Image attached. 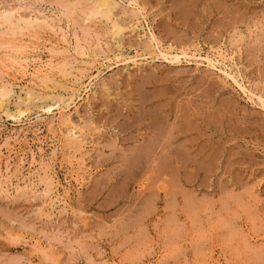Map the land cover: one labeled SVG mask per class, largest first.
I'll use <instances>...</instances> for the list:
<instances>
[{
	"label": "rangeland",
	"instance_id": "374dc122",
	"mask_svg": "<svg viewBox=\"0 0 264 264\" xmlns=\"http://www.w3.org/2000/svg\"><path fill=\"white\" fill-rule=\"evenodd\" d=\"M183 1L140 0L145 11L137 19L129 0H116L114 14L128 29L115 39L105 22L79 16L84 0H0V85L9 91L0 102V264H264V107L222 72L264 97V0ZM4 16L47 24L14 36ZM150 31L161 49L187 56L163 58ZM18 41L41 45L29 53L34 66L53 59L54 68L36 77L13 74L8 63ZM198 56L221 63L209 67ZM185 113L192 133L179 129ZM144 117L169 124L175 163L187 167L174 164L156 177L148 170L170 160L153 162L140 151L149 144ZM42 165L51 175L49 199L47 181L38 180Z\"/></svg>",
	"mask_w": 264,
	"mask_h": 264
},
{
	"label": "bare ground",
	"instance_id": "6f19581e",
	"mask_svg": "<svg viewBox=\"0 0 264 264\" xmlns=\"http://www.w3.org/2000/svg\"><path fill=\"white\" fill-rule=\"evenodd\" d=\"M85 2L84 3H86V7L84 8V9H81L80 10V13H79V16H81L82 17V19H83V21H88V24H89V22H93V21H96V20H100V21H103V22H105L106 23V31H107V34L108 35H110L111 37H113V38H115L116 39V37H118L119 35H120V33L122 34V33H124V31H126L128 28H126V30H123V25H121L120 23H119V17L117 16V15H115L116 14V7H117V2H116V0H84ZM125 1H127V0H125ZM183 1V0H182ZM66 2V1H65ZM183 2H185V1H183ZM79 5V4H78ZM83 5H85V4H83ZM120 5V4H119ZM128 5H130L131 6V8H132V11H133V14H134V16H136V18L138 19V16L140 15H143V13H144V11H145V6H144V3H141L140 2V0H129V4ZM146 5V4H145ZM181 6L183 5V3H181L180 4ZM70 6V5H69ZM68 6V7H69ZM72 6V5H71ZM121 6V5H120ZM129 6V7H130ZM191 6V5H190ZM119 7V6H118ZM128 7H126V9H127ZM182 8V7H181ZM63 9V8H62ZM65 9V8H64ZM67 9V8H66ZM118 9V8H117ZM125 9V10H126ZM196 9V8H195ZM6 10V9H5ZM119 10V9H118ZM120 10H121V8H120ZM130 9H128V11H129ZM188 10V9H187ZM70 11H71V14H72V16H73V14H77V10L76 9H73V10H71L70 9ZM114 11H115V14H114ZM126 12V11H125ZM54 13V12H53ZM66 13H67V11H66ZM119 13V12H118ZM122 13V12H121ZM129 13H130V11H129ZM192 13V12H191ZM195 13H197V12H195ZM34 14V13H33ZM125 14V13H124ZM199 14V13H198ZM2 15V14H1ZM14 15V14H13ZM70 15V14H69ZM127 15H129V14H127ZM31 16V15H30ZM34 16H36V15H34ZM59 16V15H58ZM75 16H73V18H74ZM126 17V16H125ZM129 17H130V15H129ZM54 18V17H53ZM76 18V17H75ZM79 18V17H78ZM123 18V17H122ZM132 18V17H131ZM134 18V17H133ZM132 18V19H133ZM4 19H5V22H9V30L12 32V34L14 35V36H16L18 33L19 34H22V35H24V32L25 31H30V29H34V30H37L38 29V27H40V28H42L43 27V25L44 24H47V22L46 21H40V19H38V18H35L34 17V20H29V19H27V20H25V19H23L22 17L21 18H19L18 20H17V22H15V23H13L12 22V20L10 19V16H4ZM136 19V20H137ZM140 19H143V18H140ZM128 20V19H127ZM144 20V19H143ZM67 21V20H66ZM82 21V22H83ZM123 21H124V19H123ZM76 22H78V21H76ZM129 23L130 22H132L131 20H129L128 21ZM136 22V21H135ZM149 22V21H148ZM53 23V22H52ZM102 23V22H101ZM141 23V22H140ZM88 24H86V25H88ZM133 24V23H132ZM136 24V23H135ZM98 25V24H97ZM128 25V24H127ZM89 26V25H88ZM105 26V25H104ZM136 26V25H135ZM138 26V25H137ZM140 26V25H139ZM146 26V25H145ZM72 27V26H71ZM100 27V26H99ZM103 27V26H102ZM127 27V26H126ZM129 27H133V26H129ZM58 28V27H57ZM101 28V27H100ZM139 28V27H138ZM138 28H137V30H138ZM89 29V28H88ZM125 29V28H124ZM130 29V28H129ZM132 29V28H131ZM134 29H136V28H134ZM140 29V28H139ZM141 29H142V27H141ZM150 29H152V28H150ZM102 30V29H101ZM6 31V30H5ZM86 31V30H85ZM99 31H100V29H99ZM98 31V32H99ZM104 31V30H103ZM123 31V32H122ZM74 32V31H73ZM135 32V31H134ZM141 32V31H140ZM145 32H146V30H145ZM52 33V32H51ZM60 33V32H59ZM74 33H76V32H74ZM89 33V32H88ZM105 33V32H104ZM67 34V33H66ZM77 34V33H76ZM85 34V33H84ZM87 34V33H86ZM91 34V33H90ZM103 34V33H102ZM106 34V33H105ZM147 34V33H146ZM5 35V34H4ZM45 35V34H44ZM58 35V34H57ZM98 35V34H97ZM100 35H101V33H100ZM99 35V36H100ZM123 35V34H122ZM149 35V34H148ZM147 35V36H148ZM66 36V35H65ZM142 36H143V34H142ZM150 37H149V43L150 44H156L155 46H157L156 48H158L159 47V49L157 50L158 52V54H161L162 55V57L163 58H165L166 60H169V61H172V62H179L180 60H181V58L182 57H186L187 55H186V53H184V52H181V53H178L177 51H170V50H166L165 48L164 49H161L160 48V46H159V38H157V36L152 32V31H150V35H149ZM31 37V36H30ZM67 37V36H66ZM83 37V36H82ZM96 37V36H95ZM105 37V36H104ZM107 37V36H106ZM120 37H122V36H120ZM144 37V36H143ZM80 38V37H79ZM84 38V37H83ZM88 38V37H87ZM97 38V37H96ZM112 38V39H113ZM140 38V37H139ZM142 38V37H141ZM67 39V38H66ZM65 39V40H66ZM94 39V38H93ZM106 39V38H105ZM114 39V40H115ZM145 39V38H144ZM53 40V39H52ZM82 40H84V39H82ZM92 40V39H91ZM102 40V39H101ZM110 40H111V38H110ZM146 40H147V38H146ZM160 40H161V38H160ZM22 41V40H21ZM95 41V40H94ZM93 41V42H94ZM116 41V40H115ZM48 42V41H47ZM46 42V43H47ZM68 42V41H67ZM106 42V41H105ZM119 42V41H118ZM122 42V41H121ZM15 43V42H14ZM45 43V44H46ZM101 43V42H100ZM103 43V42H102ZM101 43V44H102ZM110 43V42H109ZM108 43V45H110ZM1 45V44H0ZM68 45V44H67ZM160 45H161V43H160ZM169 45H171V44H169ZM45 46V45H44ZM71 46V45H70ZM99 46V45H98ZM141 46V45H140ZM147 46V45H146ZM146 46H143V47H146ZM148 46H150V45H148ZM173 46V45H172ZM188 46V45H187ZM43 47V46H42ZM112 47H113V45H112ZM142 47V48H143ZM167 47V46H166ZM169 47V46H168ZM177 47V46H176ZM40 48H41V45H37V44H35V45H29V44H22V43H20V41H18L17 43H15L14 45H13V50L15 51V56L13 57V58H11V60H10V62L8 63V67H9V69H10V71L11 72H13V74H19L20 76H22V78H23V76H26V75H31L32 77L33 76H38L40 73L42 74L43 72H44V70H48L49 69V71L51 70V69H53L54 68V66H53V59L51 60H49V62H43V63H41V61H39L40 62V64L39 65H37V67L36 66H34V63H36L37 62V64H38V60H37V58H34L33 57V55H31V54H29V53H31L32 51H38V50H40ZM86 48V47H85ZM89 49H90V47H88ZM95 48V47H94ZM97 48V47H96ZM95 48V49H96ZM103 48V47H102ZM146 48H148V47H146ZM54 49V48H53ZM110 49H112V48H110ZM119 49H120V47H119ZM152 49V48H151ZM171 49V48H170ZM182 49V48H181ZM220 49V48H219ZM52 49H50V51H51ZM77 50V49H76ZM93 50V49H92ZM117 50V49H116ZM148 50V49H147ZM43 51V50H42ZM42 51L40 52V53H42ZM65 51V48H64V50H63V52ZM90 51V50H89ZM112 51H114L113 49H112ZM111 51V52H112ZM56 52V51H55ZM97 52V51H96ZM106 52V51H105ZM115 52V51H114ZM187 52V51H186ZM201 52V51H200ZM199 52V53H200ZM236 52V51H235ZM71 53V52H70ZM121 53V52H120ZM119 53V54H120ZM145 53V52H144ZM33 54V53H32ZM97 54H101V53H97ZM102 54H106V53H102ZM107 54H108V52H107ZM111 54V53H110ZM142 54V53H141ZM193 54V53H192ZM195 54V53H194ZM202 54V53H201ZM234 54V53H233ZM43 55V54H42ZM41 55V56H42ZM58 55V54H57ZM61 55V54H60ZM77 55V54H76ZM88 55V54H87ZM138 55V54H137ZM11 56V55H10ZM59 56V55H58ZM84 56V55H83ZM86 56V55H85ZM93 56V55H92ZM196 56V55H195ZM220 56H222V54H220ZM233 56V55H232ZM32 57V58H31ZM38 57V56H37ZM61 57V56H60ZM81 57V56H80ZM106 57V56H105ZM115 57V56H114ZM121 57H123L122 55H121ZM120 57V58H121ZM137 57V56H136ZM192 57V56H191ZM216 57V56H215ZM54 58V57H53ZM58 58V57H57ZM75 58H76V56H75ZM78 58V57H77ZM95 58V57H94ZM100 58V57H99ZM99 58H97L98 60H99ZM104 58V57H103ZM107 58V57H106ZM190 58V57H189ZM218 58V57H217ZM48 59V58H47ZM67 59V58H66ZM66 59H64V61L66 60ZM71 59H73V58H71ZM93 59V58H92ZM96 59V58H95ZM108 59V58H107ZM113 59V58H112ZM116 59V58H115ZM203 60V62H206V64H207V66H209V67H216V64H217V62H220V61H218V59H213L212 57L210 58L209 56H205V57H202V56H198L197 57V60ZM225 59V58H224ZM233 59H234V57H233ZM68 60V59H67ZM81 60V59H80ZM83 60V59H82ZM89 60V59H88ZM94 60V59H93ZM119 60V59H118ZM126 60H129V59H126ZM125 60V61H126ZM131 60H132V58H131ZM198 60V61H199ZM103 61V60H102ZM106 61H108V60H106ZM124 61V62H125ZM130 61V60H129ZM132 61H134L135 62V59L134 60H132ZM132 61H130V62H132ZM229 61V60H228ZM232 61V60H231ZM2 62V61H1ZM66 62V61H65ZM73 62V61H72ZM77 62V61H76ZM84 62H86V61H83V63ZM97 62V61H96ZM134 62H132V63H134ZM3 63V62H2ZM67 63V62H66ZM70 63V62H69ZM69 63H68V65H69ZM121 63V62H120ZM197 63V62H196ZM221 63V62H220ZM4 64V63H3ZM71 64V63H70ZM74 64V63H73ZM72 64V65H73ZM78 64H80V63H78ZM85 64V63H84ZM102 64V63H101ZM134 64H136V63H134ZM81 65V64H80ZM79 65V66H80ZM106 65V64H105ZM104 65V66H105ZM32 66H34V67H32ZM92 66V65H91ZM108 66V65H107ZM226 66V65H225ZM239 66V65H238ZM227 67V66H226ZM233 67V66H232ZM32 68H33V70H32ZM104 68V67H103ZM5 69V68H4ZM99 71V70H98ZM241 71V70H240ZM70 72H73V71H70ZM223 73H224V75H226L228 78H230V79H232L233 81H234V83L237 85V87H239L241 90H243V92H245V93H247V92H249L252 96H254V97H256L257 98V100H258V102H259V104H261L263 107H264V97L263 96H261V93H260V95H257V94H255V93H253V92H251L249 89H247L246 87H245V85L239 80V78L237 79V77L233 74V73H231V72H229V71H226V70H224V71H222ZM48 73V72H47ZM89 73V72H88ZM96 73V72H95ZM94 73V74H95ZM84 74V73H83ZM85 76V75H84ZM90 76V75H89ZM100 76V75H99ZM81 77V76H80ZM87 77V76H86ZM26 78V77H25ZM51 78V77H50ZM49 78V79H50ZM92 78H93V76H92ZM92 78H89V79H92ZM103 78V77H102ZM102 78H100V79H102ZM243 78V77H242ZM72 79V78H71ZM87 79V78H86ZM88 79V80H89ZM17 80H19L20 81V79H17ZM55 80H57V79H55ZM78 80V79H77ZM84 80V79H83ZM96 80V79H95ZM98 80V79H97ZM100 81V80H99ZM163 81V80H162ZM12 82V81H11ZM16 82H18V81H16ZM53 82V81H52ZM59 82H61V81H59ZM58 82V83H59ZM77 83V82H76ZM91 83V82H90ZM40 84V83H39ZM45 83H43V85H44ZM50 84H51V82H50ZM55 84V83H54ZM66 84V83H65ZM246 84V83H245ZM5 85H7V84H5ZM5 85H0V102H3L4 101V98L5 97H7V95H8V93H9V91H8V89L6 88V86ZM25 85V84H24ZM46 85V84H45ZM44 85V86H45ZM78 85V84H77ZM171 85V84H170ZM13 86V85H12ZM53 86V85H52ZM59 86V85H58ZM74 86V85H73ZM90 86H91V84H90ZM95 86V85H94ZM172 86V85H171ZM16 87V86H15ZM23 87V86H22ZM26 87V86H25ZM28 87V86H27ZM32 87V86H31ZM34 87V86H33ZM32 87V88H33ZM50 87V86H49ZM67 87V86H66ZM86 87V86H85ZM84 87V88H85ZM11 88V87H10ZM17 88V87H16ZM94 88V87H93ZM33 89H36V88H33ZM83 89V88H82ZM86 89V88H85ZM70 90H71V88H70ZM16 91H18V90H16ZM14 92V91H13ZM19 92V91H18ZM27 92V91H26ZM60 92V91H59ZM92 92V91H91ZM258 92V91H257ZM24 93V92H23ZM28 93H29V91H28ZM30 93H31V91H30ZM47 93H48V91H47ZM62 93V92H61ZM60 93V94H61ZM66 93V92H65ZM73 93V92H72ZM74 93H75V91H74ZM77 93V92H76ZM156 93V92H155ZM14 94H15V92H14ZM17 95H18V93H16ZM15 94V95H16ZM33 94V93H32ZM36 94V93H35ZM34 94V95H35ZM38 94V93H37ZM42 94V93H41ZM50 94V93H49ZM54 94V93H53ZM14 95V96H15ZM39 95V94H38ZM58 95V94H57ZM69 95V94H68ZM72 95V94H71ZM82 95V94H81ZM157 95H159V94H157ZM43 97V99H44V94L42 95ZM51 96V95H50ZM56 96V95H55ZM54 96V97H55ZM148 96V95H147ZM160 96V95H159ZM163 96V95H162ZM10 97H11V95H10ZM32 97H34V96H32ZM46 97V96H45ZM53 97V98H54ZM59 97V96H58ZM80 97V96H79ZM13 98V97H12ZM16 98V97H15ZM18 98V97H17ZM35 98V97H34ZM37 98V97H36ZM35 98V99H36ZM41 98V97H40ZM39 98V100H41ZM60 98V97H59ZM72 98H75V97H72ZM72 98H70V99H72ZM34 99V100H35ZM38 99V98H37ZM61 99V98H60ZM59 99V100H60ZM64 99V96H63V98H62V100ZM67 99V98H66ZM69 99V100H70ZM79 99V98H78ZM180 99V98H179ZM8 100V99H7ZM17 99H15V101H16ZM28 100V99H27ZM26 100V101H27ZM30 100V99H29ZM32 100V99H31ZM77 100V99H76ZM87 100H88V98H87ZM150 100H152V99H150ZM154 100V99H153ZM155 100H157V99H155ZM9 101H11V100H9ZM24 101H25V99H24ZM37 101V100H36ZM178 101V100H177ZM23 102V101H22ZM39 102V101H38ZM47 102V101H46ZM55 103H56V101H54ZM69 102V101H68ZM71 102H73V101H71ZM85 102V101H84ZM83 102V103H84ZM153 102V101H152ZM170 102V101H169ZM12 103V102H11ZM20 103V102H19ZM29 103V102H28ZM48 103V102H47ZM46 103V104H47ZM67 103V102H66ZM14 104V103H13ZM17 104V103H16ZM147 104V103H146ZM9 105H11V104H9ZM18 105V104H17ZM35 105V104H34ZM51 105V104H50ZM67 105V104H66ZM8 106V105H7ZM19 106V105H18ZM29 106H30V104H29ZM28 106V107H29ZM35 106H38L37 105V102H36V105ZM34 106V107H35ZM47 106V105H46ZM48 106H49V104H48ZM47 106V107H48ZM52 106V105H51ZM51 106H49L48 108H47V110L49 111L50 109H51ZM59 106V105H58ZM71 106V105H70ZM261 106V107H262ZM17 107V106H16ZM21 107V106H20ZM25 107V106H24ZM23 107V108H24ZM31 107H33V106H31ZM40 107V106H39ZM57 107V106H56ZM143 107V106H142ZM160 107V106H159ZM3 108V107H2ZM11 108V107H10ZM41 108V107H40ZM43 108V107H42ZM53 108V107H52ZM55 108V107H54ZM157 108V107H156ZM161 108V107H160ZM16 109V108H15ZM18 109V108H17ZM78 109V108H77ZM158 109V108H157ZM157 109H155V110H157ZM162 109V108H161ZM7 110V109H6ZM12 110V109H11ZM165 110V109H164ZM59 111V110H58ZM148 111V110H147ZM158 111V110H157ZM162 111V110H161ZM8 112V111H7ZM6 112V113H7ZM15 112H18L17 113V115L19 116H21V114H23V111L22 110H19V111H15ZM30 112V111H29ZM76 112V111H75ZM145 112V111H144ZM150 112V111H149ZM155 112V111H154ZM154 112H153V115H154ZM166 112V111H165ZM165 112H163L164 114H165ZM26 113V112H25ZM163 113H160V115L161 114H163ZM9 114H10V112H9ZM30 114V113H29ZM48 114V113H47ZM72 114V113H71ZM3 115V114H2ZM155 115L157 116V114L155 113ZM168 115V114H167ZM14 116V115H13ZM66 116H68V115H66ZM152 116V115H151ZM7 118H8V115L6 116ZM164 117V116H163ZM66 118V117H65ZM145 119H144V121L146 122L145 124L143 123L141 126H143V128H144V130H146L147 132H146V135H147V137H146V135H145V137L148 139V145H146V147L145 148H141L140 149V151H142V150H145L146 151V154L147 155H149V156H147L146 155V159H148L149 157H154L155 159L153 160V162H155L156 161V158H158V159H162L161 160V163L164 161L163 159H165L166 161H167V159H169L170 161H169V163L171 164L170 165V167H169V163H167V162H164L162 165L160 164V166L159 167H157V168H155V166H152V165H150V167H147L148 168V170L151 172L152 171V173L153 172H156V171H159L160 172V174L162 173V174H165V173H167V171H168V169L169 168H171L174 164V168L176 169V170H180V168L181 167H183V169L185 168V167H187L183 162L182 163H175V160L178 158V156H177V152H175L176 151V149H177V151H178V146H177V148H174L175 150H173V149H171L172 147L170 146V144H171V138H172V135H173V131L170 129V131H167L165 128H168L169 127V124H168V127H166L165 126V128L163 127V125L161 124V123H155V121L154 120H159L158 118H156V119H154V118H150V117H144ZM165 118V117H164ZM181 119H180V125H179V129L181 130V131H183L184 133H190L191 132V129H192V121H193V119L191 120V117H190V115L189 114H187V113H185V114H183V116L182 117H180ZM195 118V117H194ZM16 119V118H15ZM71 119V118H70ZM70 119L69 118H67L66 119V121H67V123L70 121ZM139 119V118H138ZM137 119V120H138ZM166 119V118H165ZM168 119V118H167ZM18 120H19V118H18ZM146 120H149V122L147 123V121ZM198 120V119H197ZM206 120V119H205ZM72 121V120H71ZM74 121V120H73ZM160 121V120H159ZM75 122V121H74ZM137 121H135L134 123H136ZM133 123V124H134ZM142 123V122H141ZM73 124V123H72ZM54 125V124H53ZM135 125V124H134ZM177 125V124H176ZM58 126V125H57ZM74 126H75V124H74ZM77 126V125H76ZM135 126H137V125H135ZM81 128H82V126H81ZM140 128V127H139ZM57 129V128H56ZM60 128H58V130H59ZM76 130V129H75ZM61 130H59V132H60ZM84 131H85V129H84ZM80 132V131H79ZM192 133V132H191ZM55 134V133H54ZM60 134V133H59ZM76 133L74 132V127H71L70 128V130H69V136L70 137H72L71 139H73V140H71L70 139V143L71 144H75L76 143V141L79 139L76 135H75ZM78 134V133H77ZM82 134V133H81ZM139 134V133H138ZM183 134V133H182ZM194 134V133H193ZM56 135V134H55ZM142 135V134H141ZM82 136V135H81ZM80 136V137H81ZM176 137H178V136H176ZM180 137V136H179ZM61 139V138H60ZM87 139V138H86ZM176 138L174 137V140H175ZM67 140V139H66ZM82 140V139H81ZM141 140H143V139H141ZM146 140V139H145ZM173 140V141H174ZM69 141V140H68ZM184 141H185V139H184ZM62 142H63V140H62ZM139 142H140V140H139ZM187 142V141H186ZM194 142H196V141H194ZM193 142V143H194ZM90 143V142H89ZM135 143V142H134ZM142 143V142H141ZM192 143V144H193ZM147 144V143H146ZM65 145V144H64ZM137 145V144H136ZM184 145V144H183ZM182 145V146H183ZM190 145V144H189ZM139 146V145H138ZM173 146V145H172ZM195 146H196V144H195ZM195 146H193V148L195 147ZM174 147H176V146H174ZM188 147V146H187ZM134 148V147H133ZM181 148V147H180ZM179 148V149H180ZM204 148V147H203ZM183 149V148H182ZM181 149V150H182ZM53 150H55V149H53ZM84 150V149H83ZM181 150H180V153L179 154H185V152L186 151H183L182 150V152L183 153H181ZM87 151V150H86ZM137 151V150H136ZM192 151V150H191ZM199 151H201V150H199ZM55 152V151H54ZM127 152V151H126ZM129 152V151H128ZM133 152V151H132ZM187 152H188V149H187ZM193 152V151H192ZM65 153V152H64ZM135 152H133V154H134ZM162 153V154H161ZM203 153V152H202ZM70 154V153H69ZM81 154V153H80ZM126 154H128V153H126ZM142 154V153H141ZM201 154V153H200ZM200 154H199V156H200ZM213 154V153H212ZM135 155H137V154H135ZM139 155V154H138ZM190 155H191V153H190ZM194 155V154H193ZM196 155V154H195ZM194 155V156H195ZM203 155V154H202ZM216 155H218V154H216ZM131 156V155H130ZM209 156H210V154H209ZM140 157H142V156H140ZM120 158V157H119ZM131 158V157H130ZM139 158V157H138ZM180 158V157H179ZM190 158V157H189ZM187 159V161L188 160H190V159ZM194 158V157H193ZM197 158H198V156H197ZM208 158V157H207ZM216 158V157H215ZM74 159V158H73ZM122 159V158H121ZM143 159V158H142ZM122 160H124V159H122ZM128 160V159H127ZM140 160V159H139ZM178 160H180V159H178ZM185 160H186V158H185ZM208 161H209V159H207ZM128 161H130V160H128ZM146 161V160H145ZM183 161H184V159H183ZM46 162V161H45ZM123 162V161H122ZM150 162V161H149ZM173 162V163H172ZM180 162H181V160H180ZM202 162V161H201ZM214 162H216V161H214ZM124 163H125V160H124ZM142 162H140V164H141ZM144 163V162H143ZM192 163V162H191ZM191 163H189V164H191ZM82 164V163H81ZM130 164V163H129ZM134 164V163H133ZM158 164V163H157ZM156 164V165H157ZM193 165H194V162L192 163ZM201 164V163H200ZM131 165V164H130ZM159 165V164H158ZM157 165V166H158ZM185 165V166H184ZM202 165V164H201ZM144 166H145V164H144ZM204 166H205V164H204ZM204 166H201L202 168H203V171H205L204 170ZM216 166V165H215ZM138 167H139V165H138ZM142 167H143V165H142ZM196 167V166H195ZM199 167V166H198ZM200 167V168H201ZM208 166H206V168H207ZM49 168V167H48ZM52 168V167H51ZM130 168H132V167H130ZM145 168V167H144ZM205 168V169H206ZM36 169H37V167H36ZM82 169V168H81ZM136 169H138V168H136ZM182 169V168H181ZM199 169V168H198ZM209 169V168H208ZM216 169V168H215ZM40 170L43 172V178H38V180L39 181H43L42 183H44V181L46 180L47 182H46V189L44 190L46 193H45V195H46V197H48V199H49V195H50V193H52V188H51V181H50V176L51 175H48L47 174V172H46V170L44 169V167H43V165L40 167ZM128 170V169H127ZM132 170V169H131ZM134 171H135V169H133ZM171 170V169H170ZM187 170H188V168H187ZM187 170H185V171H187ZM194 170V169H193ZM214 170V169H213ZM41 171H39L38 170V173L39 172H41ZM181 171V170H180ZM185 171H183V172H185ZM192 171V170H191ZM197 170L195 169V171H193V172H196ZM202 171V172H203ZM206 171H208L209 172V170H206ZM131 172V171H130ZM129 172V173H130ZM135 172H137V171H135ZM144 172V171H143ZM188 172V171H187ZM49 173V172H48ZM128 173V174H129ZM172 173H173V170H172ZM178 173V172H177ZM204 173V172H203ZM40 174V173H39ZM131 174V173H130ZM145 174H146V171H145ZM144 174V175H145ZM150 174V173H149ZM149 174H148V179H149V177L150 176H152V175H150L149 176ZM158 174V173H157ZM156 174V175H157ZM161 174V175H162ZM186 174V173H185ZM193 174V173H192ZM4 175V174H3ZM35 175V174H34ZM132 175V174H131ZM153 175H154V173H153ZM168 175V174H167ZM179 175V174H178ZM199 175V174H198ZM2 176V175H1ZM33 176V175H32ZM38 176V175H37ZM138 176H141L142 177V175H138ZM155 176V175H154ZM169 176H171V175H169ZM173 176H176V175H172V177ZM194 176V175H193ZM50 177V178H49ZM156 177V176H155ZM155 177H153V178H155ZM177 177V176H176ZM175 177V178H176ZM133 178H137V177H135V176H133ZM140 178V177H139ZM157 178H158V176H157ZM7 179V178H6ZM15 179V178H14ZM19 179V178H18ZM17 179V180H18ZM26 179V178H25ZM28 179V178H27ZM33 179V178H32ZM147 179V178H146ZM35 180H36V178H35ZM52 180V179H51ZM54 181H55V179H53ZM134 180H136V179H134ZM139 180V179H138ZM137 180V181H138ZM175 180V179H174ZM4 181V180H3ZM11 181V180H10ZM21 181V180H20ZM19 181V182H20ZM25 181V180H24ZM28 181H29V179H28ZM162 181H165V180H162ZM2 182V181H1ZM5 182V181H4ZM9 182V181H8ZM26 182V181H25ZM56 182V181H55ZM145 182H147V181H145ZM165 182H167V179H166V181ZM171 182V181H170ZM29 183V182H28ZM35 183V182H34ZM148 183V182H147ZM174 183H176L177 184V182H174ZM7 184V183H6ZM17 184V183H16ZM25 184V183H24ZM38 184V183H37ZM40 184V183H39ZM53 184H55V183H53ZM146 184V183H145ZM161 184H162V182H161ZM165 184V183H164ZM163 184V185H164ZM167 184V183H166ZM165 184V185H166ZM21 185V184H20ZM57 185V184H56ZM168 185V184H167ZM3 186V185H2ZM8 186V185H7ZM6 186V187H7ZM10 186H11V183H10ZM14 186V185H13ZM23 186V185H22ZM25 186H26V184H25ZM55 186V185H54ZM142 186V185H141ZM144 186H146V185H144ZM38 187V186H37ZM143 187V186H142ZM147 187V186H146ZM170 187V186H169ZM173 187H174V185H173ZM8 188V187H7ZM12 188V187H11ZM15 188V187H14ZM23 188H25V187H23ZM144 188V187H143ZM142 188V189H143ZM164 188V187H163ZM170 188H172V187H170ZM6 189V188H5ZM26 189H27V187H26ZM44 189V188H43ZM168 189V188H167ZM7 190V189H6ZM14 190H17V191H21L19 194H23V192L24 191H22L23 189H22V187H20L19 185L17 186L16 185V188L14 189ZM36 190V189H35ZM56 190V189H55ZM145 190H147V189H145ZM170 191H173V190H171V189H169ZM11 191V190H10ZM28 191V190H27ZM140 191H141V189H140ZM142 191H144V190H142ZM163 191V190H162ZM5 192V191H4ZM26 192V191H25ZM34 192H36V191H34ZM152 192V191H151ZM156 192V191H155ZM169 192V191H168ZM28 193V192H27ZM33 193V192H32ZM37 193H38V190H37ZM59 193V192H58ZM160 193V192H159ZM164 193V192H163ZM31 194V193H30ZM34 194V197L36 198V196H35V193H33ZM42 194V193H41ZM40 194V195H41ZM44 194V193H43ZM56 194V193H55ZM63 194V193H62ZM151 194V193H150ZM153 194V193H152ZM168 194V193H167ZM167 194H165V195H167ZM172 194V193H171ZM7 195H8V193H7ZM24 195V194H23ZM39 195V194H38ZM58 195V194H57ZM33 196V195H32ZM44 196V195H43ZM51 196H52V194H51ZM50 196V197H51ZM60 196V195H59ZM58 196V197H59ZM149 196V195H148ZM170 196V195H169ZM168 196V197H169ZM152 197V195L150 196V198ZM172 197V196H171ZM174 197V196H173ZM39 199H40V196L38 197ZM54 198V197H53ZM149 198V199H150ZM152 198H154V197H152ZM175 198V197H174ZM155 199V198H154ZM153 199V200H154ZM157 199V198H156ZM170 199V198H169ZM168 199V200H169ZM41 200V199H40ZM47 200V199H46ZM51 200V199H50ZM54 200V199H53ZM66 200V199H65ZM171 200V199H170ZM45 201V200H44ZM49 201V200H48ZM58 201H59V199H58ZM147 201V200H146ZM157 201V200H156ZM41 202H43V201H41ZM53 202L54 201H52L50 204H53ZM148 203L149 202H152V201H147ZM158 202V201H157ZM49 204V203H48ZM60 204V203H59ZM151 204V203H150ZM152 204H153V202H152ZM65 205V204H64ZM43 206V205H42ZM48 205H46V207H47ZM59 205H57V207H58ZM66 206V205H65ZM45 207V208H46ZM49 207V206H48ZM50 207H53V206H51L50 205ZM44 208V209H45ZM41 209H42V207H41ZM68 209V208H67ZM56 210V209H55ZM63 210H64V206H63ZM37 211H39V210H37ZM46 211V210H45ZM47 212H49V211H46L45 213H47ZM52 213V212H51ZM51 213H49V214H51ZM51 216V215H50ZM49 216V217H50ZM249 239V238H248ZM198 241V240H197ZM36 245V244H35ZM247 246V245H246ZM199 248V247H198ZM42 251V250H41ZM261 253V252H260ZM263 257V256H262ZM195 258V257H194ZM205 260V259H204ZM262 263V262H261Z\"/></svg>",
	"mask_w": 264,
	"mask_h": 264
}]
</instances>
